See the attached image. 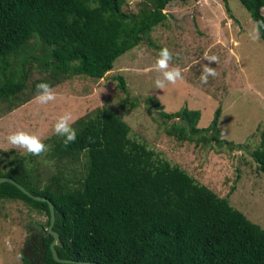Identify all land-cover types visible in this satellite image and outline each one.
Returning a JSON list of instances; mask_svg holds the SVG:
<instances>
[{
  "label": "trees",
  "instance_id": "1",
  "mask_svg": "<svg viewBox=\"0 0 264 264\" xmlns=\"http://www.w3.org/2000/svg\"><path fill=\"white\" fill-rule=\"evenodd\" d=\"M174 1L190 0H148L138 13L122 11L124 0H0V106L5 105L1 113L38 95V83L53 87L76 76L103 78L117 58L150 41L151 31L167 19L165 7ZM239 2L253 21L264 20V0ZM260 37L264 41V29ZM33 69L46 76L30 80ZM116 80L125 91L123 78ZM26 90L30 95L21 98ZM145 103L157 113L165 133L180 142L233 146L220 140V107L211 123L199 128L198 110L185 107L167 113L154 97ZM72 127L77 138L67 147L58 135L43 142L51 145L45 158L54 161V175L34 176L25 163L31 154L0 172V177L51 201L53 230L62 244L55 247L60 259L98 264H264V229L179 166L132 140L129 126L113 110L97 108ZM251 155L264 173V132ZM0 200L23 203L45 215L43 226L49 225L48 205L14 185L0 183ZM51 241L52 237L45 239V264H63L52 258Z\"/></svg>",
  "mask_w": 264,
  "mask_h": 264
},
{
  "label": "rangeland",
  "instance_id": "2",
  "mask_svg": "<svg viewBox=\"0 0 264 264\" xmlns=\"http://www.w3.org/2000/svg\"><path fill=\"white\" fill-rule=\"evenodd\" d=\"M226 1L171 2L163 11L167 19L151 31L150 41H142L117 58L103 78L63 79L52 87L57 96L48 104L37 103L34 95L10 113L2 114L5 105H1L0 172L8 170L20 156L29 155L10 145L8 134L23 130L44 142L57 136L54 124L65 112L78 120L107 107L129 126L132 140L179 166L264 229V173L257 170L251 155L264 132V41L261 37L255 42L249 38L253 20L239 0ZM146 3L148 0H124L122 11L138 13ZM162 48L172 54L170 67L182 70L183 82L157 89L154 82L160 73L154 65ZM210 56H216L218 62L209 63L206 57ZM205 65L214 68L217 76H209L202 84ZM29 74L30 80L46 76L37 69ZM118 76L124 80L125 91L118 87ZM25 95L30 92L26 90L20 96ZM149 97H154L167 113L185 107L200 111L199 128L207 127L220 107L219 137L233 146L180 142L168 136L157 113L145 103ZM45 156L29 157L25 162L32 174L42 179L56 172L55 163H44L50 161ZM45 222V215L28 210L21 202L0 200V264H23L21 250L30 225L43 226Z\"/></svg>",
  "mask_w": 264,
  "mask_h": 264
},
{
  "label": "clouds",
  "instance_id": "3",
  "mask_svg": "<svg viewBox=\"0 0 264 264\" xmlns=\"http://www.w3.org/2000/svg\"><path fill=\"white\" fill-rule=\"evenodd\" d=\"M261 29H264V20H254L251 31L249 32V38L252 41H258L260 39ZM209 63L218 62L216 56L206 57ZM173 57L167 48H162L156 59L154 68L160 73V77L155 80V87L157 89H164L166 84L175 85L177 81L183 82L182 70L177 67H170V62ZM217 76L214 68L205 65L203 72L200 76V81L202 84L208 82V77ZM36 90L38 95L35 100L39 104H48L56 99V92L47 82H41L36 85ZM76 117L71 112H65L59 116L54 124V133L58 136L64 137L63 144L65 147L74 143L77 138V130L72 127L75 123ZM7 142L14 148H20L25 150L32 156H41L43 153L51 151V145H46L40 136L29 133L23 130H17L7 135ZM85 151L87 149L85 148ZM45 164H54V161H44Z\"/></svg>",
  "mask_w": 264,
  "mask_h": 264
},
{
  "label": "flooded vegetation",
  "instance_id": "4",
  "mask_svg": "<svg viewBox=\"0 0 264 264\" xmlns=\"http://www.w3.org/2000/svg\"><path fill=\"white\" fill-rule=\"evenodd\" d=\"M37 226H41L42 228H39ZM37 226H33L31 228L29 227V236H27V240L21 250L23 264H45V257L47 254L45 239H48L52 236L47 235L46 232L49 225L42 226L38 224Z\"/></svg>",
  "mask_w": 264,
  "mask_h": 264
},
{
  "label": "water",
  "instance_id": "5",
  "mask_svg": "<svg viewBox=\"0 0 264 264\" xmlns=\"http://www.w3.org/2000/svg\"><path fill=\"white\" fill-rule=\"evenodd\" d=\"M0 183H9L14 185L15 187H17V189H19L22 193H24L25 195H27L28 197L32 198L35 201L38 202H44L48 205V209H49V214H50V220H49V226L47 229V235H50L53 237L52 242L49 245V249L51 251L52 254V258L54 259L55 263H63V264H71V263H75V264H98V263H91V262H77V261H73V260H68V259H60L57 254H56V250L55 247H61L62 244L59 240L58 234L56 232H54L53 226H54V222H55V210H54V206L51 203L50 200H48L47 198L44 197H39V196H35L32 195L31 193H29L22 185H20L19 183H17L15 180L9 178V177H0ZM33 226H37L35 223H32L30 228ZM39 228H42L41 226H37ZM46 235V236H47Z\"/></svg>",
  "mask_w": 264,
  "mask_h": 264
},
{
  "label": "crops",
  "instance_id": "6",
  "mask_svg": "<svg viewBox=\"0 0 264 264\" xmlns=\"http://www.w3.org/2000/svg\"><path fill=\"white\" fill-rule=\"evenodd\" d=\"M261 14L264 16V7L261 9Z\"/></svg>",
  "mask_w": 264,
  "mask_h": 264
}]
</instances>
